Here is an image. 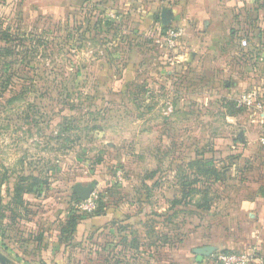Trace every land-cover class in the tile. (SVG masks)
I'll return each mask as SVG.
<instances>
[{
  "label": "rangeland",
  "instance_id": "rangeland-1",
  "mask_svg": "<svg viewBox=\"0 0 264 264\" xmlns=\"http://www.w3.org/2000/svg\"><path fill=\"white\" fill-rule=\"evenodd\" d=\"M34 1L0 0L13 7L0 19V251L16 264H180L196 244L247 249V182L264 180V12L228 11L235 37L212 64L229 71L213 76L187 61L201 29L178 0H81L63 15ZM196 159L218 179L190 195ZM22 175L39 185L15 203ZM76 185L92 188L87 213Z\"/></svg>",
  "mask_w": 264,
  "mask_h": 264
},
{
  "label": "crops",
  "instance_id": "crops-1",
  "mask_svg": "<svg viewBox=\"0 0 264 264\" xmlns=\"http://www.w3.org/2000/svg\"><path fill=\"white\" fill-rule=\"evenodd\" d=\"M81 2V0H35L32 3V9H41L43 6L51 4L57 13H59L58 15H63L69 6H79ZM176 6L178 7V15L183 14V17L186 19L193 17L194 23H192L194 27L197 26L198 28L199 26L197 31L201 29L197 33L200 36L196 39L200 45V49L198 52L191 51L187 61H190L191 58L192 63L190 64L193 65L194 60L198 57L202 62L200 63L201 72L211 70L213 76H220L224 72L229 71L226 68H219L218 65L214 68L212 64L213 61L220 59L223 46L227 45L232 39L234 40L235 37V25L225 21L228 11L232 13V21L239 19L240 13L243 12L245 15L249 13L247 19L250 17V20L256 19L258 12H264V0H178ZM254 21L256 22V20ZM226 29L231 30L227 33ZM190 64L188 65L190 66ZM226 86H231V83H226ZM243 96L244 100L247 99V102L244 101V103L251 102V94ZM247 186V202L244 203V205L247 204V249L245 251L252 250L254 252V258L250 264H264V180L258 182L248 180ZM232 244L235 245L234 247L240 246L228 242L222 246V249H232L234 248ZM204 245L211 244L202 243L194 245L186 251L185 258H183L180 264H214L210 263L209 259H211L215 250L208 256L203 257L201 261L196 260V254L193 252V249ZM214 247L217 248V246Z\"/></svg>",
  "mask_w": 264,
  "mask_h": 264
},
{
  "label": "trees",
  "instance_id": "trees-1",
  "mask_svg": "<svg viewBox=\"0 0 264 264\" xmlns=\"http://www.w3.org/2000/svg\"><path fill=\"white\" fill-rule=\"evenodd\" d=\"M4 7L2 10H0V19H2L3 21L4 20H7V18L10 17V12L9 10H11L10 8H13L9 3H6V4H2ZM7 8V9H6ZM9 9V10H8ZM5 10V11H3ZM143 26H147L146 22L145 24H143ZM140 29L138 28L137 32L139 33ZM262 36L260 37V39L263 41L264 40V31L263 33L261 32ZM236 47L238 48L239 51H242V50H245L243 49V47H241L239 41L236 42ZM249 48V47H248ZM251 53V49H247L246 52H243L242 55H246ZM250 55V54H249ZM188 165L192 168L195 169V172L193 173L194 177L192 179H190L188 181V177H185L183 180V189H185L186 187H188V189H190V195L193 193V191L196 189V184L202 182V177H206L207 179L206 180H209V179H212V180H217L218 177H217V170L216 168L214 167L213 165V162L211 160H200V159H196L195 161H191L188 163ZM207 175H210V176H214L215 179H213V177H209ZM23 178V175L20 176L19 178V181L15 184L14 188H13V201L15 203H18L21 201V194H24V192H30L32 189L38 187L39 183H38V180H37V183L34 182V183H30V184H27V187H25L26 185V182L23 181L24 179ZM6 178H3L1 179V182H3ZM22 179V180H20ZM35 178H33L34 180ZM187 192V191H186ZM189 195V194H188ZM187 193H186V196H188ZM185 196V195H183ZM77 202L80 201L79 197L77 196L76 198ZM178 202L177 200H174L173 203H176ZM85 213H87L85 211ZM76 226V223L75 221L74 222H71L69 228H67L68 230H70V232L74 231V227ZM222 250H227V249H222Z\"/></svg>",
  "mask_w": 264,
  "mask_h": 264
},
{
  "label": "built area",
  "instance_id": "built-area-1",
  "mask_svg": "<svg viewBox=\"0 0 264 264\" xmlns=\"http://www.w3.org/2000/svg\"><path fill=\"white\" fill-rule=\"evenodd\" d=\"M239 43L241 47H244L247 45V40L245 38H242L239 40ZM245 100L247 101V99ZM262 142L264 143V138ZM95 206H96V200L95 198L93 199L92 197H88L85 200H81L78 205V207L83 211H90L94 209ZM212 256L217 264H250L254 258V252L252 250L251 251L222 250L216 252Z\"/></svg>",
  "mask_w": 264,
  "mask_h": 264
},
{
  "label": "water",
  "instance_id": "water-1",
  "mask_svg": "<svg viewBox=\"0 0 264 264\" xmlns=\"http://www.w3.org/2000/svg\"><path fill=\"white\" fill-rule=\"evenodd\" d=\"M171 17V11L169 9H163L161 11V21L163 23H166L169 21ZM74 192L77 194V196L81 200H85L89 197V194L91 192V187H81L80 185L74 186ZM216 248L212 245H204L200 247H196L193 249V252L196 254V260L201 261L203 257L208 256L211 254ZM0 264H16L14 261L9 259L6 255H4L0 251Z\"/></svg>",
  "mask_w": 264,
  "mask_h": 264
}]
</instances>
